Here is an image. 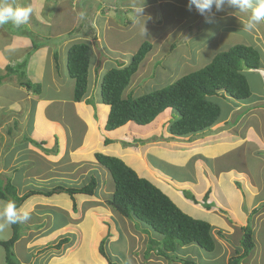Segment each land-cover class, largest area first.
<instances>
[{
	"label": "rangeland",
	"instance_id": "rangeland-1",
	"mask_svg": "<svg viewBox=\"0 0 264 264\" xmlns=\"http://www.w3.org/2000/svg\"><path fill=\"white\" fill-rule=\"evenodd\" d=\"M34 1L9 0L15 7L30 9L36 6L33 5ZM37 1L39 11L36 10L35 17L30 14L26 24L19 28L11 23L0 26V64L5 61L6 65H15L17 61L25 59L29 63L27 67L32 64L33 68L31 72L25 69V76L21 80H30L31 83L40 84L41 87L40 94L36 95L30 91L33 96L14 105V100L19 102V98L26 96V90L24 87V89L18 87L20 78L17 73L10 74L5 71L1 74L0 69V178L10 179L19 195L32 189L51 190L59 184L80 187L87 184L91 176L97 178L98 188L90 197L76 194L71 199L68 195L60 193L51 197L35 195L27 199L19 209L28 211L30 218L21 223L24 225L21 231L23 239L13 250L17 256L15 259L20 264H108L105 256L99 252V245L103 242L105 254L107 250V256L111 255L116 264H180L160 257L155 251H151L146 258L144 254L150 246L149 240L162 241L163 237L149 226L148 229L140 223L121 217L108 206L107 201L113 192V182L109 173L94 158V153L102 152L125 157L123 161L126 164L131 160L133 164L139 166L140 174L147 175L158 184L165 179L168 180V176L172 179H182L184 183L175 185L178 187V193L183 200L190 203V206L208 212L207 216L200 215L195 219L214 226L212 233L218 247L213 252H205L195 245L182 248L177 245L173 255L180 256L184 260L191 259L195 264H229V259L236 256L235 253L242 252V250L236 251L240 248L239 240L242 236L239 229L241 225L239 219L242 216L236 211L239 200L237 193L245 192V201L253 204L261 202L258 206L264 209V148L260 142L264 136V102L255 104L252 102L251 105L241 102L244 103L242 105L247 106L232 111L227 120L220 121L225 118V105L229 104V101L221 99L226 94L220 92L212 97L220 107L221 114L218 119L220 122L202 134L182 139L175 137L177 139L175 140L168 134L169 121L178 117L177 113L172 111L162 113L151 124L145 126L130 123L129 127L105 131L104 120L108 108L101 103L99 86L105 72L116 68L113 65L114 61L117 63L124 56L110 58L109 53H105L110 48V50L118 49L121 55L122 49L114 44L119 43L117 39L128 41V44H124L127 54L125 58L129 54L128 50L132 49L128 61L141 43L149 42L152 46L124 93V96L135 97L169 85L180 77L194 72L202 65L200 62L202 56L212 57L217 52L237 44L251 46L249 45L251 35L247 33L249 31L246 30L247 32L241 35L235 34L231 36L232 38L227 34L220 35L217 38L221 46L228 44L226 47H221L217 49L218 51H215V46L202 50L200 49L204 46L202 44L196 49L200 50L193 58L194 45H186L189 35L191 36L188 41L195 43L202 41L201 38L214 30L215 26L221 25L222 20L210 16L212 22L207 25L204 23V17L199 15L204 22L195 23L197 26L195 24L188 26V21H194L196 14L189 11L188 6H178V3L188 5V0H170V3L163 0H143L144 4L149 6L144 8L145 14L139 15L130 13L125 15L120 0ZM128 1L133 4L136 0ZM104 2L108 3L102 4L100 16L103 18L96 19L87 8L89 5L98 6ZM134 4L141 5L142 2ZM226 7L227 4L223 8ZM75 8L76 11L78 8L87 11L82 14V10H79L83 20L76 40L70 37L74 31L75 33L77 31V28L71 31L74 23L81 21L79 12L74 11ZM243 13L249 18L250 14L247 11ZM111 18L120 25V28L106 32L113 43L107 41L108 48L107 46L105 48V45L99 41L98 35L103 24H109L112 28L114 23L111 22ZM256 27L264 40V22L261 21ZM16 39H20L23 46ZM25 40L31 45L30 49H27L29 45L23 44ZM72 42H89L91 47L89 81L92 87L88 98L91 103H86L82 107L87 109V112L93 109V117L84 118L77 109L76 111L73 109L76 105L72 100L74 82L66 70L67 48ZM216 42L215 39L211 45ZM67 44L68 46L62 47ZM39 48L45 53L39 52ZM54 53L58 56L57 62L53 57ZM113 54L115 53L112 52L111 55ZM95 66L99 71L102 69L99 77L96 68L98 81L94 83ZM36 74L38 77H35ZM244 75L249 84L250 99L254 98L257 92L261 91V83L258 79L254 81L255 72L246 71ZM4 76L6 77L3 81L1 79ZM233 102L240 101L233 100ZM260 106L263 107L261 109L263 112L257 109ZM78 116L81 120L77 119ZM126 128L128 134L125 132L123 138L118 141L109 140L121 136ZM202 136L209 140V145L222 143L229 144L232 148H228L231 149L230 151H223L221 158L215 162L210 158L211 154H216L222 148L226 150L227 147L209 149L202 155L199 152L201 145L196 141ZM235 136L247 142L236 147V143L231 141ZM167 142L172 146L177 142L179 150L193 153L190 159L188 155L185 156L184 167L171 162L176 159L177 162H182L183 156L160 150L161 147L169 148L165 146ZM172 146L171 150L174 148ZM203 158L202 168L205 169V173L202 176L201 167L197 163L194 165L193 161H202ZM133 170L136 172L134 168ZM237 172L241 175L238 176ZM230 176L232 180L229 179ZM204 179L207 183L213 184L210 183L218 202H224L225 194L229 195L228 210L231 211L226 213V216L221 213L219 206L213 208L216 203L213 201L207 203L209 195L205 198L206 192L200 198L196 197L199 194L197 190L206 183ZM176 183L181 182L176 181ZM249 187L255 188V191ZM183 191L185 194L195 196L197 202L193 203L185 198ZM252 193H256L254 197ZM175 204L184 212L188 211L185 206ZM254 208H251L247 222L253 229L255 246L247 257L241 259L242 264H264V218L260 220L261 225L260 222L257 223L258 221L254 222L258 214ZM245 211L247 212L248 209ZM251 211L253 214L250 215ZM186 214L191 216L189 213ZM224 223L229 226H224ZM0 225H4L3 219H0ZM3 228L0 229V240H7L11 237V230ZM63 238H67L69 243L56 249L55 246ZM24 251L28 253L25 254ZM4 255L5 251L0 246V264H6Z\"/></svg>",
	"mask_w": 264,
	"mask_h": 264
},
{
	"label": "trees",
	"instance_id": "trees-1",
	"mask_svg": "<svg viewBox=\"0 0 264 264\" xmlns=\"http://www.w3.org/2000/svg\"><path fill=\"white\" fill-rule=\"evenodd\" d=\"M151 47L149 42L141 43L128 64L111 68L103 75L99 89L101 103L108 108L104 122L105 131H114L129 123L145 126L162 113L172 111L176 112L178 117L169 121L168 133L176 138L195 136L210 130L220 117V107L212 97L223 92L236 101L245 102L250 99L249 84L243 71L257 70L260 55L253 47L244 44L230 46L227 50L217 52L203 67L169 85L141 96H124ZM53 55L57 62V54ZM90 63L88 42H76L67 48L66 70L74 82L72 92L74 103L83 101L91 103L88 100L92 87L89 81ZM26 65L27 61L24 59L17 61L15 65L8 64L5 69L10 74L17 73L21 87L40 94V84L21 80L25 76ZM94 158L109 173L113 182V192L107 201L108 206L121 217L140 223L146 228L149 226L163 237L162 241L149 240L150 246L144 254L146 258L151 251H155L157 255L171 262L177 260L181 264H195L191 259H177L173 255L176 246L182 248L195 245L205 252L216 250L218 244L212 235L213 227L208 222L195 219L180 210L159 187L151 180L139 176L123 159L102 152L94 153ZM97 188L98 180L91 176L89 182L80 187L59 184L51 190L32 189L19 195L10 179L0 178V200L4 203L15 201L17 208H20L31 196L51 197L64 193L71 199L76 194L90 197L95 194ZM182 194L193 203L197 202L195 196L185 194L184 191ZM207 195L208 192L205 198ZM23 226L21 223L10 225L11 237L0 240V246L5 251L6 264H20L15 259L13 248L21 236ZM240 231L242 232L240 248L236 251L242 252L235 253L236 256L229 259V264H241V259L247 257L255 246L253 229L250 228L249 222L242 226ZM68 243L69 240L63 238L55 248L59 249L61 245ZM103 246L101 242L99 252L105 256L108 264H116L111 255L107 256V250L105 254Z\"/></svg>",
	"mask_w": 264,
	"mask_h": 264
},
{
	"label": "crops",
	"instance_id": "crops-1",
	"mask_svg": "<svg viewBox=\"0 0 264 264\" xmlns=\"http://www.w3.org/2000/svg\"><path fill=\"white\" fill-rule=\"evenodd\" d=\"M76 2H78V0H75ZM110 0H108V2H109ZM121 2H122V4H121V6H122V9H123V12H125V15H128V13H130L131 15L133 14H137V9H139V8H141V7H143V11H142V13H144L145 14V12H144V8H148V6L149 5H146V4H144V1H147V0H142V1H139V0H136L134 3H136V2H142V4L141 5H136V4H131V2H129L128 0H120ZM163 1H165L166 3H170V0H163ZM108 2H104V3H101V4H98V6L97 5H95V4H93V5H89V7H94V8H89L88 6V10H90V12H92V15H94V17L96 18V19H98V17H102L103 18V16H100L101 14H100V10L102 9V4H107ZM120 2V3H121ZM38 1L37 0H35L34 2H33V5H36V6H32V4L31 3H29V5H31L32 6V8H31V15H32V17H35L37 14H36V10L38 9V11H39V8H38ZM149 4V3H148ZM179 5L178 6H188L187 4H184V3H178ZM74 5V4H73ZM75 7L77 8V5H75ZM74 8V7H73ZM76 8L74 9V11L75 12H79V10H82V14H84L85 13V11H86V9H77V11H76ZM186 7H184V9H185ZM97 10V11H96ZM229 10H231V12H229ZM98 11H99V13H98ZM74 12V13H75ZM87 12V11H86ZM118 12H122V11H118ZM191 12H194L195 14H196V16L194 17L195 18V20L194 21H192V22H189L188 21V26H190L191 24H201L202 22H204V20H202L201 21V19H200V17H199V14L195 11V9L193 8V11H191ZM249 14H250V12H249ZM79 15H80V12H79ZM214 16H216V17H218V18H220V20H222V24L221 25H218V26H215V28H214V30H211L210 31V33H207L203 38H201V39H203L202 41L201 40H199L197 43H195V42H191V41H188V38L191 36V35H189V37L187 38V40H186V42L188 43V44H186L187 46H189V45H194V50L195 51H193V58H194V56H195V53H197L198 52V50H200V49H202V50H204L205 48H208V47H210V46H215V51H218L217 49H219V48H223V47H226L228 44H224L223 46H221V43H220V41L218 40V36H220V35H223V34H227V36L228 37H230V38H232L231 36H233V35H235V34H237V35H241V34H243V33H245V32H247L246 31V25H247V23H248V20H249V18H247V15H245L243 12H240L239 10H236L235 8H230L228 5H227V7L226 8H223L222 9V11H220V12H216V10L214 9L213 10V13L211 14V17L213 18ZM80 17H81V15H80ZM106 18H110V17H106ZM112 20H111V22H113L114 23V25L112 26V28L110 27V25L109 24H103L101 27H100V29H101V31H100V33H99V35H98V37H100V39H99V41L101 42V44H104L105 45V48H106V46H107V41L108 42H110V43H113L111 40H110V38L111 37H108L107 36V34H106V32H108V31H112L113 30V28H120L119 26V24L118 23H116L115 21H114V19L113 18H111ZM205 19V18H204ZM82 20H83V18L81 17V21H77V22H75L74 23V26L71 28V31L72 30H75L76 28H77V31H76V33H75V31L72 33V36H70V37H72V38H74L75 40H76V38L77 37H79V33H80V30H81V26H82ZM198 22V23H197ZM201 22V23H200ZM212 22V20H210V23ZM262 22H264V21H262ZM204 23H206L207 25H209L207 22H204ZM195 24V25H196ZM197 26V25H196ZM190 29V28H189ZM256 32L258 31V29H257V27L254 29ZM122 32H127V31H123V30H121ZM103 32H105L104 34H103ZM247 33H250V35L249 34H247L248 36H250V40H249V45H251L255 50H257L258 51V53H259V55H260V64H259V68L257 69V70H246L247 71V73H250V72H255L256 73V75L254 76V81H256L257 79H258V82H260L261 83V91H259V92H257V95H256V97L254 96V98H251V99H249L248 101H245V104H248V105H251V103L253 102L254 104L255 103H257V102H260V103H263L264 102V40L262 39L263 37L261 36V34L259 33V31H258V33H254V31H252V32H247ZM196 38V37H195ZM216 39V43L214 44V45H211L213 42H214V40ZM184 40V39H183ZM16 41L17 42H19L20 43V45L22 44L21 43V40L19 39H16ZM117 41H119V43L117 44V43H114L115 44V46L116 45H119L120 46V48L122 49V52H121V55H120V52L119 51H117L118 49H116V50H110V48H108V46H107V50L108 51H105V53L107 54V53H109L108 55L110 56V58H114L115 56L116 57H119V56H122V55H124V56H122V58H121V60L119 59L118 61H117V63H115V61H114V63H113V65L115 66V67H119V66H123V65H126V64H128L129 63V61H128V56H130L131 54V50H128L129 51V54H128V56H127V58H125V55H127L126 53H125V51H126V48L124 47V44H128V41L126 42L125 40H123V39H121V40H118L117 39ZM73 43H76V42H72V44ZM89 43V42H88ZM23 44H25V46H27V45H29L28 46V48L27 49H30L31 48V45L29 44V42L27 41V40H25L24 41V43ZM71 43H70V45H72ZM113 44V45H114ZM204 45V46H202L203 48H200V49H198V50H196L198 47H200L201 45ZM69 45V46H70ZM90 45V44H89ZM21 46H23V45H21ZM65 46H68V44L67 45H64V46H62L63 48L65 47ZM115 46H114V48H115ZM139 47V46H138ZM138 47L136 48V50L138 49ZM190 48H191V46H190ZM26 49V50H27ZM41 49L42 48H39L38 49V51L39 52H42L41 51ZM130 49V48H129ZM193 49V48H192ZM110 51V52H109ZM46 52H48V50L46 49ZM90 52H91V47H90ZM112 52H114L115 54H113V55H111V53ZM136 52V51H135ZM134 52V53H135ZM42 53H45V52H42ZM204 53V52H203ZM91 54H92V52H91ZM205 54V53H204ZM37 55H38V52H37V54H36V57H37ZM92 56V55H91ZM132 57V56H131ZM211 56L210 55H208V56H206L205 58H203V56L200 58V62L202 63V65L200 66V68L201 67H203L211 58H210ZM131 59V58H130ZM19 61H21V60H19ZM127 61H128V63H127ZM119 63V64H118ZM28 64L29 63H27V65H26V69H28L30 72H31V70H32V68H33V65L31 64V65H29V67H27L28 66ZM116 64V65H115ZM4 66H7L6 65V62L5 61H3L2 62V64H0V69L2 70L1 72V74H3V72H5L6 71V69H5V67ZM92 67V66H91ZM104 67V66H103ZM96 68H97V74L99 75V77H100V73H101V69H100V71H99V68L98 67H94V72H93V74L95 75V77H94V79H95V81H94V83L96 82V80L98 81V76L96 75V73H95V70H96ZM34 69L36 70V68L34 67ZM199 69V68H198ZM246 71H243L244 73L246 72ZM243 73V74H244ZM38 77V75L36 74L35 75V77ZM245 76V75H244ZM5 77L6 76H4V77H2V79L1 80H3L4 81V79H5ZM41 77V76H40ZM97 84V83H96ZM94 86H95V84H94ZM93 86V87H94ZM18 87L19 88H21V86H20V83L18 82ZM23 88V87H22ZM24 89V88H23ZM25 92H26V96L25 97H21V98H19V102H17V101H13V104L14 105H17V104H19L21 101H23L24 99H27V98H29L30 96H33V94L29 91V92H27L28 90L25 88ZM28 93H31V95L30 94H28ZM36 95H38V94H36ZM223 96V95H222ZM226 96V97H225ZM217 99H218V97H216ZM221 99L222 100H227V101H229V104H227V105H225L226 106V113H225V118L224 119H221L220 121H225V120H227V118H229V116H230V114L232 113V111H238L239 109H240V107H242V106H247V105H242V104H244V103H241V102H239V103H236V102H233V99H231L230 97H228L227 95H224L223 97H221ZM243 102V101H242ZM82 105H86V102L85 101H83V102H81V103H76V105H74V111H76V109H77V111L79 112V114H81L84 118H88L89 116H92L93 117V109H89V111L90 112H87V109H83V107H82ZM262 106V105H261ZM259 107V108H257L258 110H260L261 112H263V110H261L263 107ZM91 108V107H90ZM83 111V112H82ZM107 111H108V109L106 110V114H107ZM106 114H105V116H106ZM80 115V116H81ZM80 116H78V120H81V117ZM105 118V117H104ZM105 121V120H104ZM220 121H217V123L215 124V125H217ZM130 124V123H129ZM129 124H127L126 126L127 127H129L130 125ZM214 125V126H215ZM126 126H124V127H126ZM130 129L134 132V129L132 128V127H130ZM129 129V130H130ZM127 128L125 129V131H123V133H122V135L121 136H118V137H116V138H111V139H109V140H116V141H118L119 139H121V138H123L126 134H128L127 133ZM125 132H126V134H125ZM104 133V132H103ZM132 133V132H131ZM169 134V133H168ZM264 134V133H263ZM170 135V134H169ZM170 136H172V135H170ZM206 136V135H205ZM202 137H204V136H202ZM202 137H199V138H197L196 139V141H197V143H199L201 146V151H199V152H201V154L203 153V152H206V150H209V149H217V148H221V147H227V149L225 150V149H219L218 151H217V153L215 154V153H213V154H211V157L210 158H213V161H217L219 158H221V154L223 153V151L225 152V151H230L231 149H228L229 147H231L232 148V146L231 145H229V144H217V145H209L208 144V142H209V140H206L205 139V137L204 138H202ZM172 138L173 139H175V140H177L174 136H172ZM183 138H185V137H183ZM182 139V138H181ZM174 141V140H173ZM231 141L232 142H234V143H236L235 144V146L236 147H239V146H241V145H243V143L244 142H247V140L246 141H243L242 140V138H238V136H235V137H233L232 139H231ZM228 142V141H227ZM260 142H261V144H262V147L264 148V136H262V138H261V140H260ZM175 146H172V145H170L169 144V142H167V143H165V146H167V147H169V148H160V150H165L166 152H171V154H175V155H179V156H183V161L182 162H177V159L174 161V160H172L171 162L172 163H174L175 165H180L181 167H184V164H185V162H186V160L184 159L185 158V156H189V159H190V157H192V155H193V153H187V152H184L185 150H179V144H177V142L176 143H173ZM169 145V146H168ZM128 146H130V143L128 144ZM174 147L173 148V150H171L170 149V147ZM199 147V146H198ZM182 148H185V147H182ZM234 148V147H233ZM262 148V149H263ZM196 154V153H195ZM203 155V154H202ZM112 156H116V157H118V158H121V159H123L124 161H125V157H120L118 154H113ZM202 161L204 160V158L203 159H201ZM202 161H198V160H196V161H193L194 162V165H195V163H197L200 167H201V170H200V172H201V174H202V176H203V174L205 173L204 172V170L205 169H203L202 168V165L204 164V161L202 162ZM188 162V161H187ZM134 162H132L131 160H129V165H131V167L132 168H134L136 171H137V173L139 174V176H141V177H146V178H148V179H150V180H152V182L157 186V187H159L160 189H162V191L165 193V194H167L168 196H169V198L172 200V201H174L175 203H177L179 206H185L186 208H188V211H185L186 213H189V214H191V216L192 217H194V218H196V217H200V215H208L207 213V211H204V210H200V209H198V207H195V206H190V203L189 202H187V201H185V200H183V198L181 197V195H180V193H178V187L177 186H175V185H181L182 183H184V181L182 180V179H179V178H175V179H172L171 177H169L168 176V174H166L167 176H168V180H164L163 182H161V183H156L153 179H151V178H149L147 175H145V174H140L139 173V166L138 165H136V164H133ZM158 169V168H157ZM237 174H238V172H237ZM241 174L239 173L238 174V176H240ZM233 176V175H232ZM232 176H230V178L229 179H231V177ZM228 179V180H229ZM206 179H204V181H205ZM232 180V179H231ZM176 181L177 182H181V183H176ZM206 183H204V185H203V187L200 189V190H197L198 191V193L199 194H197L196 195V197L197 198H200V196L204 193V192H210L208 195H209V198L207 199V203L208 202H211V201H213L214 203H216L215 205H214V207L213 208H215L216 206H219V208L222 210L221 211V213L222 214H224V216H226V213H230V211L231 210H228L229 209V207H230V201H228L227 200V198H228V194L226 195L225 194V201L224 202H221V201H217L218 199L216 198V194H214V188L212 187V185L210 184V183H207V181H205ZM229 183V182H228ZM198 186H199V183L197 184ZM234 186V185H233ZM180 188H182L181 186H179ZM198 188V187H197ZM249 189H252V190H254L255 191V188H251V187H249ZM212 191V192H211ZM244 193L245 192H243V193H241V192H239V193H237V195L239 196V200H238V206H237V209H236V211H237V213L238 214H241V216H242V218H240L239 219V221L241 222L240 224V228L243 226V224L244 223H246L247 222V218H248V215H249V212H250V210H251V208L252 207H255L254 208V210H256L257 212H258V214L256 215V217H255V221L254 222H257V223H259L260 222V220L262 219V218H264V209H261V208H259V206H258V204H260L261 202H257V203H255V204H253V203H248L247 201H245V196H244ZM249 193V192H248ZM255 194L256 193H252L251 195L254 197L255 196ZM245 202H247V205H246V203ZM1 204H4V202L3 201H1L0 200V208H2V205ZM225 206V207H224ZM243 207H244V209H243ZM30 209V208H29ZM248 209V211L246 212L245 210H247ZM253 211V210H252ZM252 211H251V213H250V215L251 214H253L252 213ZM233 213H235L234 211H233ZM219 218V217H218ZM254 219V218H253ZM222 222H223V220L222 219H220ZM262 223L260 222L259 223V225H261ZM225 225H227V224H225L224 223V226ZM244 225H246V224H244ZM212 227H214L213 225H211ZM227 226H229V225H227ZM6 228H9L10 230H11V228H10V226H8V225H5V227L3 228V229H6ZM224 228H226V227H224ZM239 228V229H240ZM4 231V230H3ZM3 234H4V232H3ZM23 239V235L21 234V236H20V238H19V240H18V242H16L15 243V245H14V248H16L19 244H20V242H21V240ZM253 239H254V243H255V237H254V232H253ZM14 248H13V250H14ZM15 252V251H14ZM25 252V254L26 253H28V252H26V251H24ZM15 254V253H14ZM17 257V256H16ZM242 264V263H241Z\"/></svg>",
	"mask_w": 264,
	"mask_h": 264
},
{
	"label": "clouds",
	"instance_id": "clouds-1",
	"mask_svg": "<svg viewBox=\"0 0 264 264\" xmlns=\"http://www.w3.org/2000/svg\"><path fill=\"white\" fill-rule=\"evenodd\" d=\"M226 4L238 9L240 12H250L246 25L247 31H253L257 24L264 21V0H188V10L192 11L194 8L199 15L205 18V22L210 23L209 18L213 13V8H215L216 12H220ZM142 11L143 7L137 9V14L139 15ZM30 14L31 9L29 7L19 8L15 7L9 0H0V26L11 23L14 27L19 28L28 22ZM29 218V212L17 208L15 201H7L0 208V219H3L4 225L10 226L12 224L22 223ZM4 225H0V229ZM175 256L182 259L180 256ZM173 262L180 263L178 261Z\"/></svg>",
	"mask_w": 264,
	"mask_h": 264
},
{
	"label": "bare ground",
	"instance_id": "bare-ground-1",
	"mask_svg": "<svg viewBox=\"0 0 264 264\" xmlns=\"http://www.w3.org/2000/svg\"><path fill=\"white\" fill-rule=\"evenodd\" d=\"M105 106V105H104ZM105 122V121H104ZM151 124V123H150ZM122 128H124V127H122ZM120 129V128H119ZM127 165H129V164H127ZM130 166V165H129ZM131 167V166H130ZM132 168V167H131ZM133 169V168H132ZM137 172V171H136ZM208 192V191H207ZM207 192H206V194H207Z\"/></svg>",
	"mask_w": 264,
	"mask_h": 264
}]
</instances>
